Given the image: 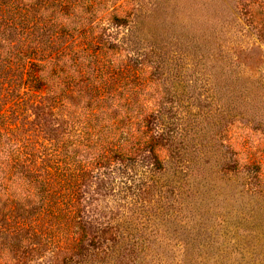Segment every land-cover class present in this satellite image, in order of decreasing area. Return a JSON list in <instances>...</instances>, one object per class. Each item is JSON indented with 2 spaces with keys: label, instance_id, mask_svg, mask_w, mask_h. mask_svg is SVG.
<instances>
[{
  "label": "rangeland",
  "instance_id": "1",
  "mask_svg": "<svg viewBox=\"0 0 264 264\" xmlns=\"http://www.w3.org/2000/svg\"><path fill=\"white\" fill-rule=\"evenodd\" d=\"M95 2L102 37L152 70L140 97L165 145L162 166L145 151L86 186L76 264H264V36L247 0H122L123 25L117 0ZM103 62L91 69L111 78ZM54 252L29 264H75Z\"/></svg>",
  "mask_w": 264,
  "mask_h": 264
},
{
  "label": "trees",
  "instance_id": "2",
  "mask_svg": "<svg viewBox=\"0 0 264 264\" xmlns=\"http://www.w3.org/2000/svg\"><path fill=\"white\" fill-rule=\"evenodd\" d=\"M120 1L109 13L117 25L130 21ZM100 3L0 0V264H29L49 244L76 264L84 189L100 170L145 151L162 166L164 137L145 115L156 108L140 97L152 70L97 31ZM246 6L264 36V0ZM101 60L114 76L91 69Z\"/></svg>",
  "mask_w": 264,
  "mask_h": 264
}]
</instances>
